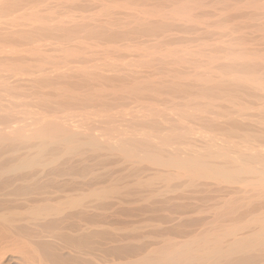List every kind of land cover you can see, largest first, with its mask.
I'll return each instance as SVG.
<instances>
[{"label": "bare ground", "instance_id": "1", "mask_svg": "<svg viewBox=\"0 0 264 264\" xmlns=\"http://www.w3.org/2000/svg\"><path fill=\"white\" fill-rule=\"evenodd\" d=\"M198 178L232 184L211 189L239 222L110 263L264 264V0H0V264L108 262L88 210L40 223L31 202L28 226L14 190L69 202Z\"/></svg>", "mask_w": 264, "mask_h": 264}, {"label": "rangeland", "instance_id": "2", "mask_svg": "<svg viewBox=\"0 0 264 264\" xmlns=\"http://www.w3.org/2000/svg\"><path fill=\"white\" fill-rule=\"evenodd\" d=\"M83 147L85 148V145H82V148ZM86 147H87L86 149H88L86 152L84 151V150H86L84 148H83L84 150H81V148L79 149L81 151V153H85V155L88 154L89 150H93V152H94L93 153L92 151H90L89 152V153H91L90 155H94L97 151V150L94 151V149H91L90 146L88 147V145H86ZM99 150H101V152H99ZM99 150L97 153L98 155L104 153V151L102 153V149H99ZM80 151L75 152V153L80 154ZM61 152L63 153V155L60 153L61 154L60 156H64V155L65 156H64V158L58 157L59 160L61 159L60 161H62V162H60L59 160H56V162L57 161L59 162V163L57 162V165L60 163L62 164L63 162L66 161V159L69 160V157H71L73 160L74 158L78 159L77 156H79L75 153H74L75 154L74 155L72 152H68V151L66 154H64L66 151H64V152L61 151ZM72 155H74V158ZM64 159H65V161H64ZM56 162H55V164H56ZM52 164L54 165V163H52ZM52 164H50L49 166L53 167ZM145 164H146V162L145 163L142 162V165H145ZM34 166H35L34 168H36V166H40V164L39 165L36 164ZM40 167L42 168V165ZM40 167H38L36 169H40ZM45 168L50 170V168H48V167H44V169ZM110 168H112V166H110L107 170L104 169L105 174H103L102 171L96 170L97 174L95 175V174L90 173V175H91L90 176L86 172L85 174H87V176H85V174H84L85 178H83V176H82L83 174H81L80 176H82V177H80V180L78 178L77 181L79 180L80 184L84 183L85 181L86 182L88 181V183L90 182V184H91V182L94 181L92 184L95 183V185H98L97 184L98 182H100V181L102 182L105 179V177H107L108 174L111 173ZM29 169L27 168V170H26V168H25L23 170H26L25 172H27ZM100 170H103V169H100ZM22 171H20V173ZM96 171H95V173H96ZM106 171H109V172H106ZM112 171H113V168H112ZM93 173H94V171H93ZM12 174L13 173H10V175H12ZM102 175L104 176L103 178H102ZM88 178H90V180ZM183 181H184V183H183L184 185L181 183ZM179 182L181 184H179ZM156 183H157L156 186L162 185V183L160 184L159 181ZM176 183L178 185H183V186L180 187ZM226 184L229 186L231 183L230 182L228 183V180H226V179H220L219 180V179H210V178H198V179H195L193 181L184 180V179L182 181L175 180L174 182H170V184H169L170 186H168V187L164 186V184H163L162 188L159 187L157 189L158 192L153 193V195H151V196L149 193H144L145 194V195L143 194L144 196L143 195L142 196L141 195H138V196L134 195V196H130V197H127V196L124 197V196L118 195L114 192H110V193L106 192L105 194H92V193H90V194H88L87 197H81L80 196L82 199L84 198L83 199V202H84L83 206L82 205L80 206L79 203L76 206L74 204V203L80 202L82 200L80 198H77V196L79 195V194L77 195L78 192L77 193L75 192V194H74V195H76L75 198L71 197L72 202L71 201L68 202L67 197L65 199L64 196L62 197V195H63L62 194L60 196V197L64 198L63 203H62V198H60L59 196H58L59 199H57L58 197H55L52 195H47L46 192L41 193V191H36V190H35L36 192H33L34 194L37 192H40V193L35 194L36 196L38 195V198H33L35 195H33V193L30 190H28L29 188L27 189L28 186H26L25 190H24V188L22 190H20L21 192H19V190L18 191L12 190L13 192H11V194H9L6 198H7V203H9L11 205L15 204V205H17L18 209H20L19 211H21V212L24 211L22 213V216H19V217H23L22 218V222L24 221L23 224L29 223L28 226L34 225V227H35V224H33V223L34 222L38 223L40 221L39 219H41L40 223H42L43 221L46 220V219L44 220V217L46 216L45 214L47 212L53 211L54 215L52 214L49 217L54 218V216L55 217L56 216H58V217L64 216L67 212H76V210L78 212V211H80V209H82V207L84 209V210L82 209L83 211L86 212V210H88V212H86V214H88V217L90 216L91 218L89 217V222L87 221V223H88V225H92V227L91 228L89 227L90 229L89 228L88 229L93 231L94 229L96 230V228L98 227L97 230L99 229V230H102L104 232V235L102 238V242H103L102 247H104L103 249H105L104 250L105 254L103 253L102 255L104 257L103 258L104 260L107 259L108 262H106V263L111 264L112 262H126V261L134 260L135 258H137V257H128L123 252L124 249H127L129 247V244L131 246H133V245L142 246L144 244V245H149V247H154V246H158V245L159 246L163 245V243H167V242L183 243V242L193 240L194 237L195 238L203 237L206 233H208V234L210 233V235L211 234L214 235V233L217 234L216 231L218 233H220V232L224 231L225 229H228L227 228L228 226H233L232 224L235 225V223L240 221L239 218L235 219L234 217H232L233 220H230L229 218H227L224 215L220 216L219 212L221 213V211H223V209H225V208L222 209V207H221L222 202L221 203L218 202V201H220L219 195H217L216 193H213V190H212V189L215 190L218 187L227 186ZM176 186H178V187H176ZM175 188H176V191L175 190L173 191V189H175ZM26 191H30L32 195L28 194ZM207 191H208V193H207ZM17 192L21 193V194H18ZM16 194H18L20 196H16ZM39 194L42 196H39ZM11 195H13V197ZM46 195L48 196V199H47ZM64 195H66V194L64 193ZM50 196H51V198H50ZM216 196H218V198H219L218 201H217ZM53 197L55 198V200ZM14 198L18 199V200L16 199V201L18 203L16 201H14ZM169 198H171V199H169ZM224 198H227V197H224ZM28 199H30V200L28 201ZM45 199H47L48 201ZM56 199L59 200V202L61 201V203L57 202ZM73 199L74 200L76 199L77 201L73 202L74 201ZM215 199H216L217 203H219V204L215 203ZM162 200L166 203V204H164L166 208L165 209H157V206L163 204ZM176 201H178V202H176ZM31 202L33 205L31 204ZM42 203H43V206L41 207L40 204L42 205ZM49 203H51V204H49ZM70 203H73L74 206L73 205L71 206ZM35 204L39 205V207L43 208V209L45 207L47 209H48V207H50L48 209V211H45L44 215L41 214L42 218L40 217V215H38L40 217V218L38 217L39 218L38 221H37V218L36 219L33 218L34 219V221H33L32 217H31L32 214H30V212H32V211H30L31 207H32V209L36 208L35 210H37L39 208ZM167 204H169V206ZM30 205H32V206L29 207ZM85 205H86V207H85ZM20 206H21V208H20ZM153 206L155 207V211H154ZM187 206H190V207H187ZM185 207H186V209H185ZM46 208H45V210H46ZM43 209H41V210L44 211ZM195 209H197V210H195ZM57 213H61V215L59 214L60 215L59 216ZM34 214H33V216H34ZM55 214H57V215H55ZM24 215H26V216H24ZM28 216L31 217V219ZM35 216H36V214H35ZM218 216L222 220H224L226 217L225 221H222ZM222 216H223V218H222ZM25 217L27 218V220L29 219V222L26 219L24 220ZM217 218H219V219H217ZM90 219H92V220H90ZM97 219L100 220V222H98L99 226H97L98 223H95V225L92 223ZM103 219H104V221H103ZM30 220H32V221H30ZM236 220H239V221H236ZM217 222L221 223V226H220V224H219V226H217ZM222 222H223V224H222ZM233 222H235V223H233ZM223 226H224V228L225 227L226 228L225 229L222 228ZM196 236H198V237H196ZM93 240H91V241H93ZM94 241H96V239ZM92 243L94 244V242H92ZM92 243H91V246H93ZM115 251H121L123 256L118 257L117 255L114 254ZM15 252H14V254L17 255L18 252H16L17 254ZM4 261H6V262H4ZM4 261H3L4 262L3 264H5L7 262L11 263V261H9V260H4Z\"/></svg>", "mask_w": 264, "mask_h": 264}]
</instances>
